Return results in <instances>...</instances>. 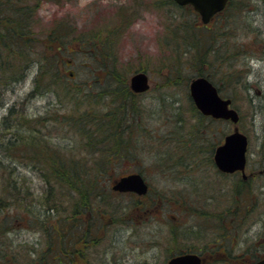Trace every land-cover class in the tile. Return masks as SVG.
Masks as SVG:
<instances>
[{
  "label": "rangeland",
  "instance_id": "rangeland-1",
  "mask_svg": "<svg viewBox=\"0 0 264 264\" xmlns=\"http://www.w3.org/2000/svg\"><path fill=\"white\" fill-rule=\"evenodd\" d=\"M30 6L35 37L32 61L21 79L2 87L0 158L10 166L17 184L33 193L36 208L31 207L36 212L39 199L43 201L50 190L41 170L27 159L4 153V143L14 137L10 128L19 124V119L15 120L17 115L39 117L34 127L51 146L67 152L71 147L81 151L82 135L67 125L72 114L82 109L79 99L84 100L83 108L95 106L104 111L110 102L105 95L93 102L82 93L78 99L75 93L79 87L85 90L89 84L85 81L93 79L88 66L103 61L96 53L92 56L93 50L110 51L128 83L139 70L146 71L152 83L148 91L134 96L135 108L141 111L137 117L140 130L135 133V157L117 160V165L111 167V182L121 173L141 172L150 184L151 196L138 201V207L134 203L139 198L117 193L110 198L120 208L112 215L107 211L103 214V209L98 214V210L93 212L88 206L83 213L74 214L73 218L96 221L100 227L93 233L92 243L76 253L77 259H88L91 264H166L176 252L204 247L207 264H246L253 261L255 253H264V172L257 180L245 183L241 175L218 170L213 158L215 149L236 124L206 117L198 111L189 91L191 78L201 73L197 70L196 51L186 52L173 37L178 18L185 16L189 22L202 23L200 17L170 0H30ZM226 15L219 22L222 27L218 35L226 45L219 52L221 64H213V77L209 76L212 58L204 68L222 95L231 97L240 112L237 125L249 138V173L250 169H264V0H235V7L233 4ZM61 23L67 26L72 42L59 52L49 48L47 34ZM82 40H86L88 47L82 46ZM57 52L55 66L62 76L49 82L42 76L40 88L35 91L40 64L49 66ZM178 66L181 74L174 79ZM230 70L236 73L234 81L228 76ZM71 71L76 73L71 76ZM12 107L20 113L9 116L11 123L5 128L2 122ZM22 123L19 130L26 133L29 128ZM176 131L183 133L180 140ZM179 145H184L181 150L177 149ZM173 150L183 152L185 158L180 165L170 160ZM84 156L89 157L90 153ZM53 193L57 194L58 204L61 197L66 204L58 206L49 221L44 212H40L39 219L54 225L69 213L72 215L74 196L56 190ZM152 201L157 204L155 207L144 208ZM244 206L247 209L243 212ZM7 212L3 210L0 217ZM7 219L6 225L11 228L1 237L3 253L18 252L23 258L30 247L46 251L47 228L39 222L36 226L32 219L16 218L12 212ZM227 234L229 238L224 237ZM218 244L219 253L213 258V253L207 252Z\"/></svg>",
  "mask_w": 264,
  "mask_h": 264
},
{
  "label": "trees",
  "instance_id": "trees-1",
  "mask_svg": "<svg viewBox=\"0 0 264 264\" xmlns=\"http://www.w3.org/2000/svg\"><path fill=\"white\" fill-rule=\"evenodd\" d=\"M170 1L175 3L174 0ZM233 4L235 7V0H229L227 7L215 15L210 22L213 25L212 27L208 26L210 23L189 22L190 20L187 17L185 18V16H182L181 19L178 18L179 20L175 23L177 27L173 30V37L180 47H185L184 50L186 52L191 51L192 53L196 51L198 60L196 63L199 67L197 70L201 72L199 75L213 77V74L216 73V68L213 67V64L217 66L221 64L219 52L226 45L221 39L222 36L218 35L222 27L219 22H223L222 15H229ZM182 7L188 9L191 13H196L190 5ZM31 9L33 8L30 6V0H0V104L2 102V87L21 79L25 74L24 70L29 67L30 61H32L30 53L33 52L35 37L31 28ZM173 18L176 19V17ZM215 20L218 22V26H216ZM47 38L50 42L49 48L51 50L53 48L58 49V51L61 50L59 52H62L64 48H68L72 42L67 26L62 23L55 26L47 34ZM85 41L82 40V46L84 47L87 46ZM93 51L92 56L96 53L103 61L98 62L97 66H88L93 72V79L90 82L89 80L85 81L87 84L89 83L85 90L79 87L75 93L78 95V99L82 93L87 101L93 100V102H95L94 99L105 95L110 99V102L107 103L106 111H104L95 106L83 108L81 106L84 105V100L79 99L80 108L82 109L76 110V113L72 114L69 119L70 122L67 124L76 133L82 135V143L84 145L82 150L87 151L84 154L90 153V156H84V154H81L82 150L80 151L78 148H76L78 149L76 151V149L71 147L70 151H73L67 152L59 147L51 146L39 136V129L34 127L39 123V117L29 118L22 113L21 116L18 114L15 120L19 119V126H22V121H24L29 130L24 133L15 124L10 128L14 137H9L4 143L5 145L3 144L6 147L4 153L7 156L23 160L27 159L30 163L35 164L38 170H41L42 176L50 190L46 189L47 195L43 201L42 198L39 199L41 200L38 201V203L40 202L39 211L37 210L38 212H36V207L33 203L35 196L32 198L33 193L29 189L26 190L17 184L16 179L11 176L12 170L9 169L10 166L0 158V215L3 210L8 211L6 216L0 217V245H4L1 242V237H4L8 229L11 228V225H6L8 224L9 212H12L16 218L32 219L36 226L39 222V225L47 228L46 230H49V232L47 234L48 246L46 251L30 247L29 253L27 252L25 257L21 258L18 252H12L9 255V253H3L0 250V264H28V262L29 264H91V261L85 258L82 261L78 260L76 253H78L79 249L84 250L85 245L92 243L95 238L93 233L100 228L99 224L96 221H84L83 217L73 218V215L83 213L85 206L91 208L93 212L98 210V214H101V209L104 210L103 214L107 211L108 215L117 212L120 204L111 203L110 198V196L113 197V195L117 194L112 189L111 177L113 173H111V167L117 165V160H122L125 157H135L137 136L135 133L136 130H140L137 117L139 116L138 112L141 111H137L135 108L134 96L136 93L131 90L127 77L118 69L116 58L106 49H102V52ZM57 54L58 52L54 53L52 63L50 62L49 66L44 63L40 64V70H38L35 77V91L40 88L41 78L44 77L49 82L62 76L60 68L58 67V69L55 66L58 63H55V59L58 58ZM47 56L48 54L46 53L45 57ZM209 58H212L210 63L212 70H210L208 76L209 71L204 68V65L208 63ZM99 69L103 71L99 72ZM174 71L176 74L173 77L176 79L181 74L180 67H175ZM75 73L74 71L70 75L73 76ZM235 74L230 70L228 74L231 78L230 80L232 78L233 81L235 80ZM14 112L19 111L12 107L10 115L6 119L4 118L2 123L5 128L11 120L9 116L13 115ZM176 132L180 140V137H183V133L182 131ZM182 146L184 145H179L177 149L181 150L180 147ZM172 152L170 160L174 164L180 165L183 158H185L182 157L183 152L181 154L175 150ZM92 153H95L97 157H94ZM176 155L177 157H174ZM54 189L60 191L61 194L66 193L69 197L74 196L75 198L73 197L74 208L72 215L69 213L67 218H61L59 224L53 225L52 222L48 224L46 219L49 221L51 213L57 210L58 206L66 204L63 201V197L60 198V203L58 204L57 194L54 195L53 193ZM133 197L139 198L134 203L135 206L139 207V202H143V197L135 195ZM153 205L157 204L152 201L144 208L150 210L155 207ZM31 206L35 208L32 209ZM246 209L247 207L244 206L243 212ZM40 212H44L46 219H39ZM219 225L223 227V223ZM2 241L4 240L2 239ZM259 256L263 257L264 253L259 255L255 253L253 260Z\"/></svg>",
  "mask_w": 264,
  "mask_h": 264
},
{
  "label": "water",
  "instance_id": "water-1",
  "mask_svg": "<svg viewBox=\"0 0 264 264\" xmlns=\"http://www.w3.org/2000/svg\"><path fill=\"white\" fill-rule=\"evenodd\" d=\"M181 5L192 4L202 15L204 22H208L218 11L222 10L228 0H175ZM130 86L136 92L146 91L150 87L149 76L145 71L134 73L130 79ZM190 93L195 105L205 115L215 118L231 119L238 122L239 112L230 106L231 99L223 98L217 87L205 76H198L190 82ZM248 138L246 134L235 126L234 131L225 137V142L216 149L214 158L217 166L224 171L242 169L246 163ZM113 188L120 191H136L140 194L148 191L149 185L142 174L134 172L116 179ZM167 264H202L201 257L196 253H184L172 257ZM255 264H264V258Z\"/></svg>",
  "mask_w": 264,
  "mask_h": 264
},
{
  "label": "flooded vegetation",
  "instance_id": "flooded-vegetation-1",
  "mask_svg": "<svg viewBox=\"0 0 264 264\" xmlns=\"http://www.w3.org/2000/svg\"><path fill=\"white\" fill-rule=\"evenodd\" d=\"M258 171V172H257ZM264 172V169L263 170H261V169H250V171H249V175H248V177H247V180H245V183L246 182H248L249 180H257V178H259V176L262 174ZM232 174H234V175H240V172H234V173H232ZM232 174H230V175H232ZM224 237H227V238H229L230 237V235L229 234H227V235H225ZM210 248H212V249H210V251L209 252H207V250H205L207 253H213V258H215V256H216V254L217 253H219V250H218V248L216 249V247L215 246H212V247H210ZM204 247H202V248H200V252H201V255H202V257H203V259L205 260V261H207V254L206 253H204ZM217 250V251H216ZM216 251V252H215ZM220 255V254H219Z\"/></svg>",
  "mask_w": 264,
  "mask_h": 264
}]
</instances>
